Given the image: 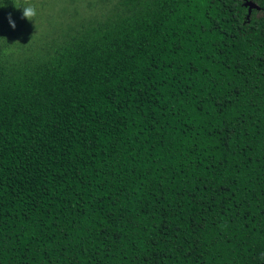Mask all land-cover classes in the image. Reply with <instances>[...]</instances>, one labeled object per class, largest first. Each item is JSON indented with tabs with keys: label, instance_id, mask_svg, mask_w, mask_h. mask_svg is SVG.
Listing matches in <instances>:
<instances>
[{
	"label": "trees",
	"instance_id": "16d2710c",
	"mask_svg": "<svg viewBox=\"0 0 264 264\" xmlns=\"http://www.w3.org/2000/svg\"><path fill=\"white\" fill-rule=\"evenodd\" d=\"M97 1L0 0V264H264V0Z\"/></svg>",
	"mask_w": 264,
	"mask_h": 264
},
{
	"label": "rangeland",
	"instance_id": "374dc122",
	"mask_svg": "<svg viewBox=\"0 0 264 264\" xmlns=\"http://www.w3.org/2000/svg\"><path fill=\"white\" fill-rule=\"evenodd\" d=\"M45 2L46 4H44ZM244 3L250 7L254 4V0H244ZM27 4L35 7L36 20H27L22 17L23 6H27ZM42 4L45 5V8H42ZM63 5L65 4L59 0H23V3L17 5L21 6L17 7L18 11L10 13L16 23V28L12 29V33L7 37L9 39L7 44L13 49L17 45H36L38 41L41 42L51 35L50 32L46 34V30L50 28L49 23L70 22L73 19L92 17L95 14L106 12L110 1L101 3L97 0H81L72 4L75 10L69 7L63 8ZM38 15L43 16V21L38 20Z\"/></svg>",
	"mask_w": 264,
	"mask_h": 264
},
{
	"label": "clouds",
	"instance_id": "9594fccd",
	"mask_svg": "<svg viewBox=\"0 0 264 264\" xmlns=\"http://www.w3.org/2000/svg\"><path fill=\"white\" fill-rule=\"evenodd\" d=\"M0 7H2V5H0ZM15 7H21V6H15ZM36 15V9L33 5L31 4H27V6H23V11H22V17L27 19V20H33V18ZM8 22H9V26L12 29L16 28V23L15 21L12 19L11 14H9L8 16Z\"/></svg>",
	"mask_w": 264,
	"mask_h": 264
}]
</instances>
